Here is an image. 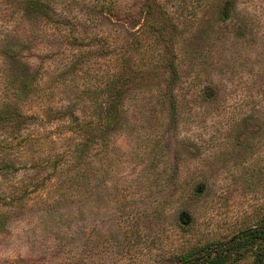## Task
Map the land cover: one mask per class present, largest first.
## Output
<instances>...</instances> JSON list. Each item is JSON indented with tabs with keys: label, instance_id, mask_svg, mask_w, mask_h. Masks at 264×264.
<instances>
[{
	"label": "rangeland",
	"instance_id": "obj_1",
	"mask_svg": "<svg viewBox=\"0 0 264 264\" xmlns=\"http://www.w3.org/2000/svg\"><path fill=\"white\" fill-rule=\"evenodd\" d=\"M17 1L0 0V45L25 36L23 21L34 22L33 40L22 67L0 55V110L12 113L22 76L49 56L26 111L88 100L118 67L128 90L124 129L91 151L77 191L57 176L33 188L17 165L30 149H14L16 171L0 170V189L33 191L0 229V264H175L264 213V0H40L22 18ZM50 18L74 22L75 42ZM71 47L88 59L57 86Z\"/></svg>",
	"mask_w": 264,
	"mask_h": 264
},
{
	"label": "trees",
	"instance_id": "obj_2",
	"mask_svg": "<svg viewBox=\"0 0 264 264\" xmlns=\"http://www.w3.org/2000/svg\"><path fill=\"white\" fill-rule=\"evenodd\" d=\"M33 4V5H31ZM39 10L40 0H18L16 10L18 14L27 15L28 11ZM150 5L145 3L144 14L148 13ZM51 19V18H50ZM49 25L62 29L67 41L75 42L72 32L69 31L74 22L69 23L59 20H48ZM33 23L23 21L25 36L15 37L16 43L11 46L3 43L0 45V55L11 59L13 64L20 67L25 65L23 61L22 46L25 41L32 39ZM61 31V32H62ZM67 37L70 39L68 40ZM33 40V39H32ZM20 43V44H18ZM64 58L65 76L54 75L53 81L57 86L66 80L72 81L84 68L88 55H79L74 49L67 48ZM67 52V53H66ZM44 57V56H43ZM50 58H41L35 69L28 70V74L22 76L17 85V100L12 106H5L0 110V128L3 135L0 138V170L4 174L7 170L15 169L12 156H18L16 150L28 147L30 150L23 153L18 159L17 165L27 167L28 184L35 188L37 184L49 181L52 176L61 177L57 182L62 183L68 192L77 191L83 186L86 178L91 175L88 169L91 151L96 145L106 146V138L113 132H120L125 126L123 100L128 90L126 85V71L121 67L110 72L107 81L97 87L95 91H86L88 100L74 103L68 101L58 107L51 105H39L25 110V103L32 100L44 76L43 62ZM120 66L124 63L123 57H116ZM81 91V90H80ZM77 94V92H74ZM81 106V107H80ZM90 108V113L86 109ZM57 129H46L48 124L55 123ZM56 141L59 145L56 146ZM102 144V145H101ZM31 151V152H29ZM87 161V162H86ZM16 171V169H15ZM61 184V185H62ZM25 186L18 189L17 194H10L0 189V229L3 228L10 211L19 204V200L33 191ZM13 200L15 205L5 204V200ZM245 254L253 256V264H261L264 259V213L255 223L230 233L226 237L213 240L206 239L190 245L175 257V264H234Z\"/></svg>",
	"mask_w": 264,
	"mask_h": 264
}]
</instances>
